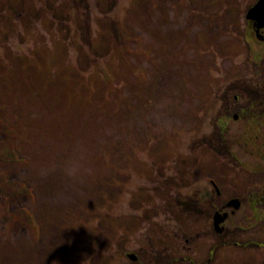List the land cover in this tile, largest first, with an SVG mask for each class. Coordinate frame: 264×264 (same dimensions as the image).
Instances as JSON below:
<instances>
[{"label": "rangeland", "instance_id": "rangeland-1", "mask_svg": "<svg viewBox=\"0 0 264 264\" xmlns=\"http://www.w3.org/2000/svg\"><path fill=\"white\" fill-rule=\"evenodd\" d=\"M75 1L0 0V264H264L255 0Z\"/></svg>", "mask_w": 264, "mask_h": 264}, {"label": "flooded vegetation", "instance_id": "flooded-vegetation-1", "mask_svg": "<svg viewBox=\"0 0 264 264\" xmlns=\"http://www.w3.org/2000/svg\"><path fill=\"white\" fill-rule=\"evenodd\" d=\"M249 30H250L249 32H250V40L251 41L256 40V41H259L261 43L264 42V28H262V30L258 31L256 26H255V22H249ZM245 37L246 36H244V38ZM260 56L261 57L259 58V61H260L259 65L256 64L257 62L252 63V65L256 66L257 69L260 68V66L262 65L261 61L262 62L264 61V50L261 51ZM248 88L252 89V87H241L240 94L236 95V114L231 116V119H233V121H235V123L239 120H244L242 118L243 115L244 116H247V115L250 116L249 120H253L251 117H254L255 118L254 120H257V122L252 121L253 123L251 121L247 122V123H245L244 128H241L243 130L238 135V140H237L238 146L241 145V147H246L247 145L254 143V140H260L262 137H264V135L262 133L264 131V125L260 121L262 119L261 116H263V113H261L259 115L257 114V113H260L259 110L264 109V95L260 91L248 92L247 91ZM263 89H264V84H263ZM234 104H235V101H234ZM261 106H263V107H261ZM226 109L229 110V107H227ZM227 116H229V113L227 114ZM220 129L221 128H217L218 131H221ZM249 129L252 130V133ZM225 131H226V134H229L228 130H225ZM253 132H255V134ZM227 136H228V141H229V135H227ZM235 143H236V129H235ZM206 145L209 147H212L213 143H212V141H209V142L206 141ZM261 145L264 146V143H262ZM235 151H236V145H235ZM223 152L224 153L228 152V148L223 149ZM219 154L222 155L221 151L219 152ZM233 158L235 161V162H233V164L236 165V154L233 156ZM260 158L264 159V156L260 155ZM207 179L209 180V184L214 187L213 195L220 196L221 191L219 190L216 181L213 180L212 178H207ZM206 198H207V195H206ZM232 198H236L240 201V199L237 197L229 196L228 199L223 202L225 207H226V203L228 205ZM255 201L256 202H262L261 198H259V197H257L255 199ZM256 202H254V203H256ZM244 204L242 201H240V207L243 206ZM245 205L248 207L247 204H245ZM228 209H230V208H228ZM234 212L232 211L230 214L233 215ZM224 213H226V212H222L221 214L223 215ZM227 218L224 220V222L227 220ZM223 231H224V228L222 227V231L220 233H223Z\"/></svg>", "mask_w": 264, "mask_h": 264}, {"label": "trees", "instance_id": "trees-1", "mask_svg": "<svg viewBox=\"0 0 264 264\" xmlns=\"http://www.w3.org/2000/svg\"><path fill=\"white\" fill-rule=\"evenodd\" d=\"M110 2L113 4V6L118 2V0H110ZM75 6H77L78 8H77V12L80 14H78V13H75L72 17H70L69 18V21H71V19H75V20H77V18L78 17H80L81 18V16L84 14V12H85V10H86V5H88V4H91V5H93L94 6V10L95 11H98L99 10V5H100V1L99 0H76L75 2ZM105 15H109V13L107 14H105ZM97 18V16H96V13L95 12H92L91 14H87L86 15V20L87 19H91V21L93 22H96V18ZM95 19V20H94ZM85 20V21H86ZM91 22V23H92ZM94 24L95 23H92L91 24V26H89L88 24H87V29H88V31L89 32H93L94 31ZM89 26V27H88ZM88 35V34H87ZM81 41L83 42V44L87 47V48H85L86 50H88V51H93L94 50V47H93V44H92V42L91 41H88V42H86V40H83V39H81ZM121 48H122V50L123 51H125V49H126V47H125V44H121ZM94 64L96 65V66H98V64H97V61H95L94 62ZM264 156V155H263ZM144 190V189H143ZM146 191V190H145ZM147 193H149V194H151V197H150V199H149V201L150 200H154L155 198H156V196L153 194V192L151 191V189H150V191H146ZM173 261H176V258L174 257V259H173Z\"/></svg>", "mask_w": 264, "mask_h": 264}, {"label": "water", "instance_id": "water-1", "mask_svg": "<svg viewBox=\"0 0 264 264\" xmlns=\"http://www.w3.org/2000/svg\"><path fill=\"white\" fill-rule=\"evenodd\" d=\"M261 18V22H259L258 24H256L257 29H261L264 27V0H258L252 7H250L247 12H246V16L245 18L247 20H251L253 21L254 19H258ZM228 205H233V207L235 209H238L240 206V202L237 199H232L230 200ZM227 215L225 214L223 217H221L218 221H215V226L217 227L219 225V223L224 221V218ZM130 259L135 260L136 257L134 255H130L129 256Z\"/></svg>", "mask_w": 264, "mask_h": 264}, {"label": "bare ground", "instance_id": "bare-ground-1", "mask_svg": "<svg viewBox=\"0 0 264 264\" xmlns=\"http://www.w3.org/2000/svg\"><path fill=\"white\" fill-rule=\"evenodd\" d=\"M261 18L259 17L258 19H254L253 22H256V24H258L259 22H261Z\"/></svg>", "mask_w": 264, "mask_h": 264}]
</instances>
